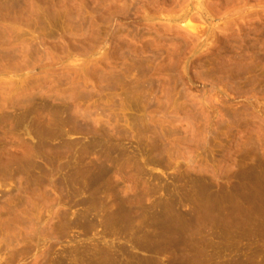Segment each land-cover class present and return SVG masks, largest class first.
I'll return each mask as SVG.
<instances>
[{"label":"rangeland","instance_id":"374dc122","mask_svg":"<svg viewBox=\"0 0 264 264\" xmlns=\"http://www.w3.org/2000/svg\"><path fill=\"white\" fill-rule=\"evenodd\" d=\"M202 263L264 264V0H0V264Z\"/></svg>","mask_w":264,"mask_h":264},{"label":"bare ground","instance_id":"6f19581e","mask_svg":"<svg viewBox=\"0 0 264 264\" xmlns=\"http://www.w3.org/2000/svg\"><path fill=\"white\" fill-rule=\"evenodd\" d=\"M58 137V136H57ZM61 139V138H60ZM41 140V139H40ZM48 141H49V139H47ZM58 140V139H57ZM52 141V140H51ZM60 141V140H59ZM61 142V141H60ZM62 144V143H61ZM59 146H60V144H59ZM91 183V182H90ZM89 183V184H90ZM92 183H94V182H92ZM90 186V185H89ZM93 186V185H92ZM165 224H166V222H165ZM165 226H167V224L165 225ZM175 227V226H174ZM162 228H163V226H162ZM166 228V227H165ZM169 228V227H168ZM160 229V228H159ZM164 230H162V232H163ZM175 231V230H174ZM179 231V230H178ZM170 232V231H169ZM172 232H173V230H172ZM164 233H166V232H164ZM171 233V232H170ZM152 234V233H151ZM178 234H179V232H178ZM154 235V234H153ZM163 234H161L160 236H162ZM165 235V234H164ZM160 236H158L159 238H160ZM163 237V236H162ZM174 237V236H173ZM166 238V237H165ZM170 238V237H169ZM176 238V237H175ZM178 238V237H177ZM174 239V238H173ZM162 240V239H161ZM169 241H171V240H169ZM163 242V241H162ZM164 244H165V241H164ZM167 244V243H166ZM167 245H169V243L167 244Z\"/></svg>","mask_w":264,"mask_h":264},{"label":"crops","instance_id":"0c3cea01","mask_svg":"<svg viewBox=\"0 0 264 264\" xmlns=\"http://www.w3.org/2000/svg\"><path fill=\"white\" fill-rule=\"evenodd\" d=\"M202 264H204V263H202Z\"/></svg>","mask_w":264,"mask_h":264}]
</instances>
